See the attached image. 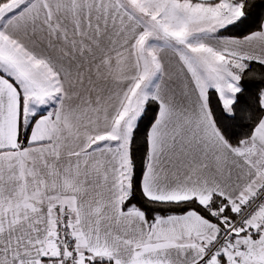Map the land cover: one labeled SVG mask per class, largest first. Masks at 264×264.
Here are the masks:
<instances>
[{"label": "snow or ice", "instance_id": "1", "mask_svg": "<svg viewBox=\"0 0 264 264\" xmlns=\"http://www.w3.org/2000/svg\"><path fill=\"white\" fill-rule=\"evenodd\" d=\"M0 264H264V0H0Z\"/></svg>", "mask_w": 264, "mask_h": 264}]
</instances>
